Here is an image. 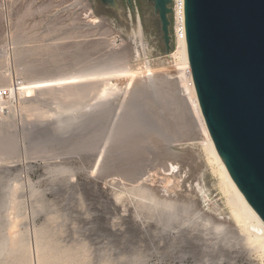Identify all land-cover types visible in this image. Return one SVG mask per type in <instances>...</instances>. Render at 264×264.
<instances>
[{"label":"rangeland","instance_id":"1","mask_svg":"<svg viewBox=\"0 0 264 264\" xmlns=\"http://www.w3.org/2000/svg\"><path fill=\"white\" fill-rule=\"evenodd\" d=\"M87 1L104 22L88 16L81 0H0V56L7 58L0 70L36 78L140 69L149 62L159 79L142 77L135 92L127 78L120 79L122 91L88 115L82 113L94 96L90 86L75 88L77 95L67 99L57 96L60 89L37 92L28 97L39 104L27 119L1 121L0 244L7 243L16 182V264H25L22 246L34 241L35 232L40 247L54 251L53 264H264L239 239L198 132L166 80L176 63L168 58L176 49L175 0L166 3L168 42L155 0H115V7ZM139 18L145 46L134 34ZM119 36L123 43L114 44ZM123 108L136 123L130 118L121 137L131 126L134 139L119 141L98 167ZM69 111L78 113L67 126H56ZM129 144L142 145L137 161L129 156ZM138 186L193 205L185 212L151 211Z\"/></svg>","mask_w":264,"mask_h":264},{"label":"water","instance_id":"2","mask_svg":"<svg viewBox=\"0 0 264 264\" xmlns=\"http://www.w3.org/2000/svg\"><path fill=\"white\" fill-rule=\"evenodd\" d=\"M102 1L116 6L115 0ZM155 1L168 42L169 0ZM185 25L210 133L233 179L264 219V0H185Z\"/></svg>","mask_w":264,"mask_h":264},{"label":"bare ground","instance_id":"3","mask_svg":"<svg viewBox=\"0 0 264 264\" xmlns=\"http://www.w3.org/2000/svg\"><path fill=\"white\" fill-rule=\"evenodd\" d=\"M81 1L83 2L84 6L87 8L86 14L88 16L93 14L98 21L104 22L103 18L94 14L87 0H81ZM175 3H176V6L174 9V13H175L176 49L170 55H168V58L172 60L175 59L176 63L174 67L170 70V72L174 70V73L176 76L170 75L169 74L170 72H169L167 73L168 78L166 80H168L169 83L170 82L173 83L174 87L176 88V92H177L176 96L178 100L182 104H184V106L186 107L189 117L192 121V125L195 127V130L198 132V135H199L198 138L200 139L199 142L202 145V149L204 151L205 157L208 163L210 164L213 172L216 174V176L219 179L218 185H219L221 192L223 193V196L225 197L227 209L229 210L231 219L235 222L236 227L239 231V239L241 240V242H243L246 245V248L251 253H255L256 255L260 257L262 261H264V219L257 212V210L252 206V204L248 201L245 194L240 189L239 185L233 179L229 171V168L227 166V163L224 160V158L221 156V154L219 153L217 146L215 144V141L210 133L207 122L205 120V117L201 109L200 101L198 98V94H197V90H196V86H195L193 74H192V68H191V63H190V58H189L188 42H187V36H186L185 0H175ZM134 34L136 35V37L140 39L141 44L145 46L146 43L144 40V31H143V26H142L140 18L138 19L137 29L135 30ZM120 41L121 43L119 44H122L123 42L120 36L119 38L115 37V40L113 43L115 44ZM5 62H7V58L1 57L0 58V68L2 65L5 64ZM19 75L20 74L18 72H16L15 74L14 73L7 74L5 73L4 70H0V89L10 90V94L8 96L6 95L0 96V124H1V121H4V120L11 122V120L17 115L19 116L20 120L27 119L30 116V113L33 107L38 106L39 104L38 101L28 100V97L34 93L49 91L53 89H57V90L60 89L57 96L67 99L69 97H75L77 94L74 89L80 88L82 86H90L92 88L91 89L92 92L94 93L92 101L86 105L87 107L85 106L86 108L84 107L85 110L82 113L84 115H88L91 112H93L97 107L99 108L100 106L105 104L103 102L107 103V100H110L111 97L115 95L121 89L118 84V81L120 79L127 78L128 85H129L128 89L129 90L132 89V91L135 92L139 85L144 84L143 82L144 79L142 77H145V78L157 77L156 75H158V70L154 68L149 62H147V64L140 69L126 66V68L124 67L123 69L89 71V72H84V73H80V72L62 73L59 75L36 77V78L35 77L33 78L19 77ZM18 81L19 83H17ZM114 81H117V82H114ZM153 81H149V82H153ZM138 89L140 90L141 88H138ZM14 99L16 100V104L14 102ZM88 109L91 112H89ZM123 110L124 111L121 112L122 115L119 114L120 115L119 121L113 126H111L112 127L111 132L109 130L110 135L107 138V142L106 143L104 142L105 146H104V149H102L101 151L102 155H101L100 162H98L99 163L98 167L102 165L106 152L114 151L119 141L125 138L128 140L131 137L133 138L132 132L134 129L130 125H129L130 129L128 130V132L126 130L124 131L125 137H121L122 133L120 131L124 129V124H126L127 121H130V118L132 116L131 115L132 112L130 113L129 109L126 110V108H123ZM76 113L78 112L69 111V112H66L65 116L64 115L59 116L56 126L58 127L67 126V124L71 121L72 116H75ZM131 121L133 122L132 118H131ZM135 121L136 119L134 120V122ZM135 126H137L138 128V123ZM137 128H136V131H138ZM135 139L137 138L135 137ZM139 139L140 138L138 136L137 140L141 142V140ZM140 142H137L136 144L138 145V143ZM130 143L132 144V140ZM128 147L126 146L127 150L128 149L130 150L129 156L131 158H135V160L137 161V159L140 157L136 158L135 156L137 155L139 156V154L141 153L140 148L142 147V145H140V147L138 146L139 148L137 146L133 147L132 145ZM130 157L128 158V160H133V159H130ZM125 162L123 163L125 164ZM119 164L121 163L118 162L117 165ZM141 165H143V163ZM169 165H170L169 163H164L162 164V167L165 169H169ZM121 166L122 164L120 165V167ZM123 168L125 170V167ZM170 168L172 169V167ZM141 170L142 169L140 168L139 171ZM143 171H146V170H143ZM146 186L145 187L138 186L136 187V189L138 190L142 199L148 201L147 205H149V208L151 209V211L161 210V211L171 212V211H174L175 209H180V211L185 212L188 209H191L193 205V202L191 201L189 202V201H186V199L176 197V195L174 197L170 195L166 197L158 196L157 195L158 193L155 194L150 189L151 187L148 188ZM18 191H19V185L18 183L14 182L10 188V197H11L10 204H9L10 212L7 215L10 226H9V230L6 235L7 243L0 244V264H6L7 262L10 264H16L15 253H16L17 248H16L15 240L18 234V226H19V219L17 215V205L19 202ZM205 197L207 196L205 195ZM213 209L214 211L216 210V212L218 211V209L214 205H213ZM33 240L34 241L29 246H27L26 243H24V245L22 246V251L25 252V255L27 258L25 264H53V258L55 256V253L51 249V246L44 247V248L40 247L39 242L37 240L36 232L34 233Z\"/></svg>","mask_w":264,"mask_h":264},{"label":"built area","instance_id":"4","mask_svg":"<svg viewBox=\"0 0 264 264\" xmlns=\"http://www.w3.org/2000/svg\"><path fill=\"white\" fill-rule=\"evenodd\" d=\"M17 83H19V81ZM9 94H10V90H8V89H0V96H3V95L8 96Z\"/></svg>","mask_w":264,"mask_h":264},{"label":"flooded vegetation","instance_id":"5","mask_svg":"<svg viewBox=\"0 0 264 264\" xmlns=\"http://www.w3.org/2000/svg\"><path fill=\"white\" fill-rule=\"evenodd\" d=\"M100 2H101L103 5H105L104 2H103L102 0H100Z\"/></svg>","mask_w":264,"mask_h":264}]
</instances>
